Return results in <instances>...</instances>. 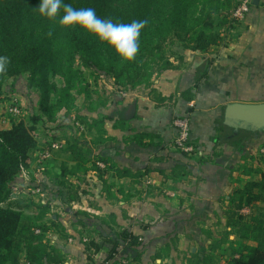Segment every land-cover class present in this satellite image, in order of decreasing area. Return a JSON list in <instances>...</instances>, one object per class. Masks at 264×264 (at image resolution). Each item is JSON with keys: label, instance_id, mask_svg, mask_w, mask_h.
I'll return each mask as SVG.
<instances>
[{"label": "crops", "instance_id": "crops-1", "mask_svg": "<svg viewBox=\"0 0 264 264\" xmlns=\"http://www.w3.org/2000/svg\"><path fill=\"white\" fill-rule=\"evenodd\" d=\"M258 1L243 21L233 22L227 15L219 27V45L206 53L183 51L182 59L171 58L174 69L161 73L151 86L111 101L103 139L88 127L84 143L91 161L85 176L90 185L82 199L84 213L69 210L72 219L55 216L68 237L61 241L69 254L65 264H118L128 252L123 232L139 238L138 264H152L154 258L156 264H187L180 254L204 248L207 222L224 219L237 182L254 180L243 167L256 165L249 158L256 154L251 146L264 136L247 142L243 154L217 143L218 122L228 105L264 103V0ZM133 103L135 117L127 120ZM177 116L191 120L192 153L174 147ZM63 165L75 167L71 154L57 153L48 164L58 174ZM73 183L77 189L79 182ZM64 187L56 188L66 192ZM86 239L91 244L84 248ZM114 242L119 244L116 255L108 259Z\"/></svg>", "mask_w": 264, "mask_h": 264}, {"label": "trees", "instance_id": "trees-1", "mask_svg": "<svg viewBox=\"0 0 264 264\" xmlns=\"http://www.w3.org/2000/svg\"><path fill=\"white\" fill-rule=\"evenodd\" d=\"M64 2L77 9L92 7L99 17L111 18L115 22L147 20L148 24L141 33L140 50L135 61L122 63L114 50H110L94 37L82 31L62 28L59 18L50 21L41 17L36 10L40 0H0V55L10 59L6 71L0 73V100L8 80L29 74V86L40 92V107L45 114L52 117L55 109L62 108L72 111L77 105L74 96L76 87L86 85V72L93 74L95 71L103 73L101 76L111 82L115 93L121 97V92L128 93L130 90L146 86V82L152 80L151 60L159 65L160 74L174 69L171 57L166 56L167 46L179 43L183 51L206 53L219 45L222 42L219 27L234 7L232 0ZM220 14H224V17L217 21L216 16ZM172 58L182 59V56L178 54ZM209 64L210 62L205 67ZM52 94L58 96L56 108L51 104ZM77 95L82 96V93L78 91ZM224 120L223 117L218 122L221 131L218 145L234 146L243 154L247 142L264 136V132L236 131L226 126ZM39 122L40 118L36 117L32 119L31 125L21 120L9 129H0V264H20L23 253L27 264L66 263L58 249L48 247L44 237L45 228L42 235H35V230L31 236H28L29 233L25 235L26 243L21 250V243L17 242V238L24 230L23 212L16 202L15 205L3 206L11 195L9 186L19 178L22 168L32 170V153L38 149L35 130ZM89 127L96 130L100 139L104 138L106 131L103 129V119L91 122ZM67 146L65 150L72 155L75 163L72 169L86 175L90 171L87 164L91 161V151L84 141L80 140L67 143ZM249 158L258 164L257 156L250 155ZM101 161L106 163L108 160ZM94 168L92 170L100 171L98 166ZM67 170V166L63 165L61 174L56 176L55 180H62ZM243 170L246 176L259 172L246 166ZM60 184L65 185L63 182ZM255 190L259 193H255ZM240 198L239 210L244 206L252 208L255 203L264 201V174L262 181L246 184ZM238 216L237 219H231L227 225L238 240L230 243L231 256L224 264H264V216ZM56 226L58 227L57 224ZM122 239L128 249L138 252L141 244L139 238L123 232ZM113 244L108 259L116 255L119 244ZM216 249V246L211 245L209 253L203 257L198 253L191 254L192 262L223 264V259L213 255ZM138 255L140 258L139 252Z\"/></svg>", "mask_w": 264, "mask_h": 264}, {"label": "rangeland", "instance_id": "rangeland-1", "mask_svg": "<svg viewBox=\"0 0 264 264\" xmlns=\"http://www.w3.org/2000/svg\"><path fill=\"white\" fill-rule=\"evenodd\" d=\"M166 50L167 58L175 57L183 52L179 43L167 46ZM158 68L159 65L151 60L150 73L153 72V77L152 80L146 82L147 85L151 86L153 81L160 76ZM102 74L103 73L96 71L93 74L86 72L84 83L86 85L77 86L74 91V96L77 99L76 107L72 111L66 108L55 109L52 117H49L44 113L43 109H41V94L29 86V74H23L18 78L8 80L3 87V95L0 100V129H9L21 120L31 125L32 119L36 117L40 118V122L36 125L35 130L38 149L32 153L33 164L38 162L39 155L42 153L43 149L51 143H62L66 149V147H68L67 143L74 142L75 140L86 141L88 137L87 129L89 125H91V122L107 117L105 111L111 105V101L115 102L116 98L119 96L118 93H115L116 91L111 82L103 78L104 76H101ZM78 91L82 93V96L77 95ZM57 102L58 96L52 94L51 104L54 108H56ZM11 105H17L19 107L20 115L18 117H11L7 114ZM179 117L181 116L174 118V124ZM6 120H10L13 125L10 127V124H3ZM81 126L84 127V130L81 129ZM251 148L256 151L255 156L258 158V164L253 166V169H257L259 172L253 174V176L255 175L253 181L239 180L237 182L239 185L238 188L229 194L232 201L230 205L225 208L224 219H216L214 223L207 222L208 232L206 234L204 248H199L198 250L200 251L198 254L201 257L208 254L210 246L213 245L217 248L213 252V255L219 257V259H223L221 262L224 264L225 260H229L231 256L229 248L230 243L238 240V237L233 234L231 228L227 226L231 219H237L239 217L238 215L249 217L264 216V201L255 203L252 208H249L250 212L248 210V214L243 213L244 208L241 210L238 209L239 203L241 202V192L244 186L251 182L262 181V175L264 174V140L259 141L255 146H251ZM65 149L64 152H66ZM57 153L61 152H56L48 164L51 163ZM67 169L66 176L62 177V180L60 179L57 181L55 177L60 174L55 171V168L43 165L42 168L36 169L31 173L30 182L27 186V188L31 189H35L36 187L42 189L43 197L40 195L30 197L29 194L23 193L17 197L18 199L16 201L9 202L7 200L6 206L16 202L15 204L18 205L17 207L22 210L24 215V230L22 233H19L17 238V242L19 241L21 243V250L22 248L24 249L23 245L26 243L24 239L25 235L27 236L29 233L28 236H31L34 230L37 229L36 227H40L43 233V228H45L44 237L47 240L48 247L58 249L60 253L63 254L64 260L66 262L68 261L69 254L66 253L68 249L66 250L61 244V241L66 240L68 237L65 231L63 232L56 226L57 220L55 216L72 219V216L69 215V210L77 214L84 213L82 211V209H84L82 199L89 195L87 187L90 185V182L87 176L78 171L76 172L75 169H71L69 166H67ZM73 180L79 182L77 189L75 187L73 188ZM60 182L65 183L64 188L68 189H66V192L56 188L57 186H61ZM255 193H259V191L255 190ZM64 198L66 201L63 200ZM79 207H81V209ZM209 240L211 241L210 244L207 242ZM90 244L91 241L89 239L83 242L84 248H87ZM125 250L128 251L126 254L127 258L121 257L118 264H138V262H140L138 252L135 249L130 250L125 247ZM24 254L25 253L20 257V264H27ZM194 254H196V252ZM180 255V261L186 262L187 260V264H194V261L192 262L190 249L185 253V256H182V254ZM155 260L156 258L153 259L152 264H156ZM87 264H96V262H87ZM100 264H103V262Z\"/></svg>", "mask_w": 264, "mask_h": 264}, {"label": "clouds", "instance_id": "clouds-1", "mask_svg": "<svg viewBox=\"0 0 264 264\" xmlns=\"http://www.w3.org/2000/svg\"><path fill=\"white\" fill-rule=\"evenodd\" d=\"M36 10L50 21L59 18L64 29L82 31L94 37L114 50L122 63L135 61L140 50L141 33L148 24L147 20L115 22L111 18L99 17L92 7L77 9L64 0H40ZM9 64V57L0 55V73L5 72Z\"/></svg>", "mask_w": 264, "mask_h": 264}, {"label": "built area", "instance_id": "built-area-1", "mask_svg": "<svg viewBox=\"0 0 264 264\" xmlns=\"http://www.w3.org/2000/svg\"><path fill=\"white\" fill-rule=\"evenodd\" d=\"M233 9L231 10L229 17L233 22L243 21L245 16L250 12L251 8L254 6V0H232ZM121 97L126 98L127 93L121 92ZM7 114L11 117H18L20 115V109L17 105H11L7 111ZM3 124L13 125L10 120H6ZM79 125V124H78ZM175 126L177 129V136L174 140V146L176 149L183 153H192L194 151L193 146L191 145V120L189 116H181L176 122ZM81 129L84 130V127L81 126ZM65 146L62 143L54 142L46 146L42 153L39 155L38 162L33 164L32 170L22 168V171L19 175V178L12 184L9 188L11 195L8 199L9 202L16 201L18 196L23 193H27L30 197L42 196V189L36 187L35 189L27 188L28 183L30 182L31 173L38 169L42 168L43 165L48 166L49 161L52 159L56 152H64ZM6 206V204H3ZM243 213L248 214L250 212L249 207H243ZM42 230L37 228L35 230V235H42Z\"/></svg>", "mask_w": 264, "mask_h": 264}, {"label": "water", "instance_id": "water-1", "mask_svg": "<svg viewBox=\"0 0 264 264\" xmlns=\"http://www.w3.org/2000/svg\"><path fill=\"white\" fill-rule=\"evenodd\" d=\"M258 3V0H254V5H258ZM136 105L133 103L129 106L126 112L127 120H132L135 117ZM224 118V124L236 131L264 132V103L230 104L225 109Z\"/></svg>", "mask_w": 264, "mask_h": 264}]
</instances>
